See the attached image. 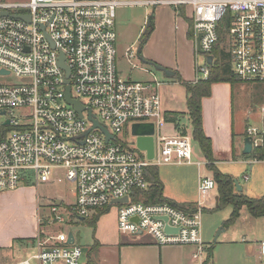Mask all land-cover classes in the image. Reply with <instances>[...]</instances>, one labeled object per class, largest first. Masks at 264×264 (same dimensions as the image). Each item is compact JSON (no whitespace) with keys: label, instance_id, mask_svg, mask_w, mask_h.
<instances>
[{"label":"built area","instance_id":"1","mask_svg":"<svg viewBox=\"0 0 264 264\" xmlns=\"http://www.w3.org/2000/svg\"><path fill=\"white\" fill-rule=\"evenodd\" d=\"M149 4L189 9L195 80L208 77L207 56L212 57L218 44V23L228 15L226 51L234 77L244 83L264 81V0L0 2V11L8 12L0 16V71H5L0 76L13 74L22 79L0 83V111L4 112L0 115L8 120L0 139V193L17 189L26 180L33 185L49 182L54 169L60 170L74 184V201L65 204L74 220L114 207L119 234H146L158 246L192 245L193 259L204 264L207 252L201 238V215L216 188L212 176L199 177L198 199L191 211L167 202L130 198L133 189L147 186L146 167L193 164L199 168L207 163L194 153L189 131L181 133L166 124L158 93L161 82L131 80L118 72L116 7ZM13 14L29 15V20ZM198 35L200 51L196 49ZM60 54L69 69L67 78L58 65ZM125 55L129 61L133 50L127 48ZM67 84L71 98L83 105L81 116L65 99ZM72 90L86 101L73 96ZM89 112L110 138L106 140L102 129L93 127ZM144 122L154 125L152 158L119 137L127 128L131 133L133 123ZM244 135L252 150L263 147L262 130L247 125ZM125 196L127 202H112ZM62 204L51 202V222L63 220L58 214ZM166 226L172 231H166ZM67 238L68 232L63 231L46 240L38 235L34 253L13 264H80L82 248L75 242L67 244ZM257 248L264 257V240L257 241Z\"/></svg>","mask_w":264,"mask_h":264},{"label":"rangeland","instance_id":"2","mask_svg":"<svg viewBox=\"0 0 264 264\" xmlns=\"http://www.w3.org/2000/svg\"><path fill=\"white\" fill-rule=\"evenodd\" d=\"M0 2L26 3L28 0H0ZM178 8L179 6L174 7L170 4L120 5L116 7L114 26L116 32V62L118 72L120 73L121 71L120 74L122 76L125 75L123 73L129 74L131 72L129 74L131 80L146 81L152 78L150 73L132 67V64H135L136 67L141 66L148 69L149 72L156 76L155 78L158 81L159 79H163L162 74L155 69V63L151 61L145 63L139 55L142 53L143 46L145 48V44L151 33L156 29V18H158V38L165 39L169 43L179 42L183 38V21L177 19L176 25L178 27L176 29L174 28L175 18L173 12H176ZM181 9V16L180 14L179 16L185 20L187 26L190 25L191 27L192 20L189 9L184 6ZM149 16H152L153 29L146 38L145 43L141 46L140 35L144 33L148 25ZM130 45L134 55L127 61L125 53L126 48ZM148 47H152V43ZM198 60L199 62L203 61L202 55H198ZM21 81L22 79L13 74L0 76V83L3 84H12ZM72 94L80 98L82 102L86 101L84 97L77 95L74 90H72ZM233 101L235 106V128L237 131L245 130L247 125L264 130V112L262 111L264 107V81L256 83L235 82L233 87ZM176 105L178 106L179 104ZM2 122L3 116L0 115V124ZM187 129L190 132L191 125L188 121ZM119 137L129 142L134 140L128 128L126 132L119 134ZM192 146L196 156L201 158L197 143L193 142ZM252 158L253 153L239 154L233 160L218 162L216 167L219 171L231 175L238 182L242 189L241 191L236 190L237 192H241L248 197H263L264 160L252 161L251 164L245 162ZM157 168L158 176L163 184L164 196L174 199L177 203L182 202L181 200H177L181 197L187 198L194 196V198L198 199V194H196L197 192L193 188V178L197 175L196 165H159ZM206 168L204 165L200 166L199 172L202 176L205 174ZM53 173L49 182L39 184V192L42 196L52 197L58 195L62 198L63 204L59 207L58 214L63 217V220L60 222L50 221L52 218L50 204L54 200L48 203L42 200L43 198L41 197L39 206V237L41 239L46 240L49 236H53L59 231H70L75 238V242L82 248L80 264H83L89 255H91L92 244L102 232H104L105 236H113L116 240L127 237V235L116 232V211L114 207L109 208L107 212L103 213L102 219H100V223H97L96 229L89 220H85L82 223L76 222L65 205H69L74 201V184L64 179L62 171L54 169ZM210 173L212 176L211 171ZM244 175L248 176L246 180L243 178ZM215 192V188L211 190V194H216ZM21 207L22 204L15 198H10L9 196L3 197L0 203V229L3 233L6 234L16 230L17 224H13L11 220L15 211L19 212L22 210ZM205 207L207 208V206ZM232 208L231 204H225L219 208L208 207V209L202 212L201 238L203 242L205 241L209 246H212V254L214 256L213 264H264V257L259 255L257 248V241L264 240V215L253 216L246 206H242L235 220L227 224L225 222L229 219ZM37 237L38 234L30 238L36 239ZM144 237L149 238L146 234H144ZM30 238H19L17 241L21 242L22 245L20 244L17 249L15 248L16 245L13 246V249L0 247V264H13V262L34 253L36 245L35 243L27 241ZM51 241L52 239H49L46 242L48 244ZM207 244H204L205 252L208 251ZM92 256H95V254H92ZM32 263L35 262L32 260ZM204 264H208V262L205 261Z\"/></svg>","mask_w":264,"mask_h":264},{"label":"crops","instance_id":"3","mask_svg":"<svg viewBox=\"0 0 264 264\" xmlns=\"http://www.w3.org/2000/svg\"><path fill=\"white\" fill-rule=\"evenodd\" d=\"M173 15L175 18V29L176 27H178L176 25L177 19L183 21V38L176 43H169V41L165 39L158 38V18H156V29L148 38L145 44V48L143 46L142 53L141 55H139V57L145 63L151 61L175 72L173 77L168 78L162 71L157 70L162 74L163 77V79L158 78L159 81L161 80V84L158 88L161 109L163 114L168 111L181 112L183 115L181 117L180 125L185 127L186 131H189L187 129V121L189 123L190 120L187 115L186 90L182 82L185 81L188 83H194L196 81L194 50L195 44L192 39L187 38L186 36L188 26L185 20L181 18L175 11L173 12ZM150 43H152V47H148ZM127 48H131V45ZM132 67L139 68L140 71L150 73L152 78L148 80L156 79V76L149 72L148 69L141 66L136 67L135 64H132ZM130 73L131 72H129V74ZM123 74H125L123 77L130 79L129 74ZM177 75L179 76V78L176 77ZM233 87L234 84H231L228 81L214 82L211 84L210 94L208 96L202 97L201 99L202 128L205 135L208 136L211 140V150L215 165L218 162L233 160L239 154H243L242 148L245 135L244 130L237 131L235 128ZM176 104L179 105L177 106ZM166 124H168L169 127H173L171 123L166 122ZM262 131L264 132V130ZM132 142L136 146L135 137ZM261 149L263 158L258 159L257 157L253 156L252 159L245 162L251 164L252 161L264 160V145L263 147H261ZM199 170L200 167H197V175L193 178V188L196 192L198 179L200 176H202ZM203 175L211 176V173L206 168L205 174ZM243 178L245 179V175ZM38 186L39 184L21 185L17 189L2 192V194L0 193V203L4 196H9L10 198H15L17 201H20V203L22 204V210H20L19 212L15 211V214L11 220L13 224H17L16 230L5 234L0 229L1 248L13 249V246L16 245L15 248L17 249V247L21 244V242L17 241L19 238H30L35 237L37 234H39V206L41 197L43 198L42 200L48 203H50V201L52 200H54L55 202L56 200H61V203H63L62 198L58 195H54L52 197L42 196L39 192ZM215 193L216 194H210L206 202L207 208L205 207L204 210L208 209V207L213 208L217 206L218 198L217 201L215 200V197L218 196L217 191ZM163 197L174 204H194L197 201L194 196L187 198L181 197L177 200H181L182 202L178 203L177 201H174V199H171L167 196L163 195ZM108 210L109 209L103 211L102 213H99L95 218L94 216L98 212H92L91 215H89L87 218H83L82 220L80 219L76 222L82 223L85 220H89V222L93 224L96 229L97 223H100V219H102L103 213L107 212ZM115 229L118 233L116 228V219ZM205 243L207 244V242ZM207 245L209 246V244ZM91 249V255H89L87 259H92L96 264H199V261H195L192 257V251L194 249L192 245L158 246L152 241L151 238L144 237L143 234H138V236L127 235L126 238H118V240H116L113 236H105L104 232H102L100 235H98L97 239L92 244ZM92 254H95L96 257L92 256ZM206 257L207 259L205 261L208 262V264H213L214 256L212 252L210 256L206 254Z\"/></svg>","mask_w":264,"mask_h":264},{"label":"trees","instance_id":"4","mask_svg":"<svg viewBox=\"0 0 264 264\" xmlns=\"http://www.w3.org/2000/svg\"><path fill=\"white\" fill-rule=\"evenodd\" d=\"M179 8L176 9V13L181 16L182 6H179ZM229 21V16L227 15L218 23L219 41L211 52L213 60L211 64L208 65V77L199 78L194 83L182 82L186 90V106L187 115L191 125L190 135L192 144L193 142L197 143L201 156L207 160L206 167L212 172V177L216 182V191L218 193L216 208L224 206L225 204H231L233 207L229 219L225 222L227 224L235 220L242 206H246L253 216L264 215V196L260 198H250L241 192H237L233 177L227 173L219 171L216 167L212 156L211 140L205 135L202 128L201 99L210 94L211 84L219 81H228L231 84L239 82L236 80L230 69L229 54L226 51V31L229 26ZM152 29V16H149L148 25L144 33L140 35L141 46L145 43L146 38ZM186 36L187 38L192 39L190 25L187 28ZM176 77L179 78L178 75ZM181 114V112L168 111L164 113L163 117L165 122L171 123L176 130L185 133L186 128L180 125ZM7 129V126L3 123L0 124V139L4 137ZM251 153H253V156L258 159L263 158L261 148L253 149ZM144 174L148 184L145 188L132 190L130 193L132 201H142L143 203L167 202L182 210L191 211L193 209L194 204L192 203L174 204L163 197V184L159 179L157 166L146 167L144 169ZM30 183V180H26L24 184L29 185ZM103 211L104 210L98 211L94 218ZM38 235H40V233ZM27 241L35 243V238H30ZM207 252L208 256H210L212 246H208ZM83 264H95V262L89 258Z\"/></svg>","mask_w":264,"mask_h":264},{"label":"water","instance_id":"5","mask_svg":"<svg viewBox=\"0 0 264 264\" xmlns=\"http://www.w3.org/2000/svg\"><path fill=\"white\" fill-rule=\"evenodd\" d=\"M1 15H8V12L3 10L0 11V16ZM13 16L16 17H20L26 20H29V15H21V14H13ZM53 46V44H52ZM196 49L197 51H200L199 49V35L196 37ZM212 62V57L209 55L207 56V63L211 64ZM58 65L65 70V77L67 78L69 75V69L68 67L64 64V56L63 54H60V56L58 57ZM154 67L156 70L162 71L164 73V75L168 78L173 77L175 72L171 69L165 68L161 65L158 64H154ZM0 73H5L4 70H1ZM66 83H67V79H65ZM65 99L66 101L73 105V107L76 109V111L79 113V116H81V111L84 109L83 105L80 104V102L75 99V98H71L70 96V87L67 84L66 85V90H65ZM4 112L0 111V114L2 115ZM89 119H91V121L93 122V127H99L102 129V131L105 134L106 140L108 138L111 137V134H109V132L102 127L97 119L92 118L90 112L88 114ZM4 125L8 124V120H3L2 122ZM131 134L136 138V146L138 149L144 150L147 154L148 158H152L153 157V150H154V142H153V134H154V125L151 122H144V123H133L131 125ZM252 148H251V141L248 137H244L243 139V148H242V153L243 154H249L251 152ZM234 184L236 187L237 191H241V186L238 184L237 181L234 180ZM218 196L215 197V200L217 201ZM112 202H127V196L120 198V199H116L113 200ZM57 204L61 203V200H56ZM79 219H83V217L79 218ZM165 219V218H164ZM166 231H172V229H170L169 227H165ZM74 242V238L71 232H68V238L66 243L67 244H71Z\"/></svg>","mask_w":264,"mask_h":264}]
</instances>
